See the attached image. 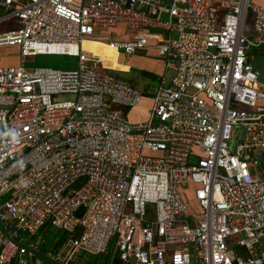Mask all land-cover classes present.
I'll use <instances>...</instances> for the list:
<instances>
[{
	"label": "built area",
	"instance_id": "built-area-1",
	"mask_svg": "<svg viewBox=\"0 0 264 264\" xmlns=\"http://www.w3.org/2000/svg\"><path fill=\"white\" fill-rule=\"evenodd\" d=\"M0 10V48L21 58L0 68V264H30L47 223L70 235L47 254L59 264L112 245L122 264H264V0H0ZM121 24L127 41L97 33ZM85 41L163 61L144 121L128 118L142 91ZM39 56L75 65L23 62Z\"/></svg>",
	"mask_w": 264,
	"mask_h": 264
},
{
	"label": "rangeland",
	"instance_id": "rangeland-1",
	"mask_svg": "<svg viewBox=\"0 0 264 264\" xmlns=\"http://www.w3.org/2000/svg\"><path fill=\"white\" fill-rule=\"evenodd\" d=\"M251 15L248 16L247 19V29L249 28V25L251 23ZM8 25L7 24H0V33L4 30L7 29ZM111 33V32H110ZM172 37L174 35L172 34ZM97 46H100L103 49L102 57L104 59V65L112 70L115 71H122V70H127V67L121 66L120 63H118L117 60V52L113 49L110 48L108 45L97 43V42H84L83 47L87 51H91L95 49ZM6 48H0V57H8V59H14L11 53H6V52H11L10 49ZM152 57V56H151ZM149 58V56H147ZM153 58V57H152ZM150 59V58H149ZM136 61V59H135ZM13 62V61H12ZM23 62L25 63L26 66L28 67H49L53 69H71L75 65V60L68 58V57H53V56H39L35 58H24ZM9 63V62H8ZM3 68V67H2ZM164 68V67H163ZM109 74L113 75L116 78L123 79V80H133L137 82L138 84V90L143 89L145 86H150L154 87L155 86V81L152 79H147L142 75V70H139L137 68H130L129 72L127 74L123 73H117V72H109ZM170 73L167 74V78H170ZM153 93L149 92L144 95V100L141 103L140 107L129 111L131 113L135 112L136 114H139L140 119H143L145 115L147 114V110L151 107V100ZM128 112V113H129ZM129 118V117H128ZM237 137H239V132L237 133ZM186 197L189 200V202H192V194L191 192L186 193ZM23 239V237H21ZM41 239H44V242L42 244V251L44 254H48L51 251V244L47 241L46 238H44L41 234ZM104 260L102 256H96V255H90V254H79L76 256V259L71 262V264H103ZM31 264H51L39 257H34L31 260Z\"/></svg>",
	"mask_w": 264,
	"mask_h": 264
},
{
	"label": "crops",
	"instance_id": "crops-1",
	"mask_svg": "<svg viewBox=\"0 0 264 264\" xmlns=\"http://www.w3.org/2000/svg\"><path fill=\"white\" fill-rule=\"evenodd\" d=\"M169 1V0H167ZM3 16V12L0 10V18ZM5 30V29H4ZM3 30V31H4ZM111 32V33H110ZM98 34H103V35H108L110 36L112 39L114 40H129L131 37H132V33L129 32L127 30V28L121 24L119 25L116 29L114 30H99L97 32ZM87 42H93V41H87ZM101 44H104L102 42H100ZM7 49H10L11 52H6V53H11L12 56L14 57V59H8V57H0V68H7V67H14V66H19L21 64V58H20V54H19V49L17 47H9ZM90 52V51H89ZM96 55V54H95ZM147 56H149V58H147ZM152 55L151 54H148V53H140L139 55L137 56H133V57H130L129 59H126L124 56L122 55H117V60L118 62L120 63L121 66H124V67H127V70H122V71H119L120 73H123V74H127L130 70V67L131 68H137L139 70H142V72H149V73H152L156 76H158V80L155 81V86L152 88L150 86H145L147 88V93L151 92L153 93L154 90L157 88L158 86V83H159V78L164 74V68H163V63L161 60H159L158 58H153L151 57ZM136 59V61H135ZM13 61V62H12ZM9 62V63H8ZM147 78V77H146ZM148 79V78H147ZM129 80V79H128ZM137 83V82H136ZM138 86V84H137ZM144 87V88H145ZM143 89H140V91H142ZM143 92V91H142ZM150 101V100H149ZM148 111V110H147ZM146 116L147 114L145 115V117L143 119H140V116L139 114H136L135 112L131 113L129 115V119L130 121L132 122H136V121H144L146 119ZM55 230V229H53ZM40 232V231H39ZM39 232L31 238V241L36 243L37 246H38V249L41 253H44L42 251V244L44 242V239H41V233L39 234ZM61 232V231H60ZM63 233V232H62ZM66 234V233H65ZM68 235V234H67ZM43 236V235H42ZM70 236V235H68ZM70 238V237H69ZM55 244V242H53ZM67 243V242H66ZM65 243V244H66ZM54 244H51V251L49 253H55V252H58V251H61L63 249V247L57 249L56 251H54L53 249V245ZM109 251V250H108ZM108 251L105 253L107 254ZM48 253V254H49ZM103 254V255H105ZM103 255H97V256H103ZM36 257V256H34ZM33 257V258H34ZM32 258V259H33ZM117 256H116V253L114 252V249L112 248V258H111V261L108 263V264H113V260H118L116 259ZM31 259V260H32ZM119 261V260H118ZM120 262V261H119ZM30 264H31V261H30ZM122 264V263H121Z\"/></svg>",
	"mask_w": 264,
	"mask_h": 264
},
{
	"label": "trees",
	"instance_id": "trees-1",
	"mask_svg": "<svg viewBox=\"0 0 264 264\" xmlns=\"http://www.w3.org/2000/svg\"><path fill=\"white\" fill-rule=\"evenodd\" d=\"M84 48V47H83ZM84 50H86L84 48ZM91 52V51H90ZM92 53L96 54V55H102L103 53V49L100 46H97L95 49L92 50ZM160 60V59H159ZM162 61V60H161ZM163 63V61H162ZM142 75L148 79H152L153 81H157L158 80V76L149 73V72H142ZM160 80V78H159ZM129 82V84L134 87V88H138L137 83L133 80H127ZM142 94L145 95L147 94V88H143L142 90ZM127 113V112H126ZM42 234L44 238L47 239V241L50 244H54L53 242H55V244L53 245V249L54 251H56L57 249L61 248L64 246V244L69 240V237L67 234L62 233L60 231L57 230H53V228L50 226L49 223H47L39 232V234ZM76 237V234H74L73 236H71V238ZM112 247H110L109 251L107 254L103 255V264H108L111 261L112 258ZM117 259V258H116ZM113 264H121V262H119L118 260H113Z\"/></svg>",
	"mask_w": 264,
	"mask_h": 264
},
{
	"label": "water",
	"instance_id": "water-1",
	"mask_svg": "<svg viewBox=\"0 0 264 264\" xmlns=\"http://www.w3.org/2000/svg\"><path fill=\"white\" fill-rule=\"evenodd\" d=\"M83 212H84V207H80L77 210V212L75 213V215L80 218L82 216ZM2 231H4V230L2 229ZM13 242L16 245L20 246L17 242H15V241H13ZM31 252L34 254V256L39 257V258H41V259H43V260H45L51 264H59L57 262H54L53 260H50L46 254L41 253L39 250H32Z\"/></svg>",
	"mask_w": 264,
	"mask_h": 264
},
{
	"label": "bare ground",
	"instance_id": "bare-ground-1",
	"mask_svg": "<svg viewBox=\"0 0 264 264\" xmlns=\"http://www.w3.org/2000/svg\"><path fill=\"white\" fill-rule=\"evenodd\" d=\"M85 42H87V41H85ZM84 43V42H83ZM106 45V44H105ZM110 47V46H109ZM111 48V47H110ZM115 50V49H114ZM98 56H100V55H98ZM101 57V59H102V61H103V63H104V59H103V57L102 56H100Z\"/></svg>",
	"mask_w": 264,
	"mask_h": 264
}]
</instances>
